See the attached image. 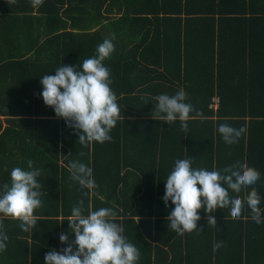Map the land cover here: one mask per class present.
Instances as JSON below:
<instances>
[{"label": "trees", "instance_id": "1", "mask_svg": "<svg viewBox=\"0 0 264 264\" xmlns=\"http://www.w3.org/2000/svg\"><path fill=\"white\" fill-rule=\"evenodd\" d=\"M106 38L115 45L104 63L123 119L110 141L82 144L44 104L39 81L95 55ZM180 89L193 105L187 128L153 118V97ZM225 122L244 125L235 139L218 132ZM178 158L207 169L245 159L261 176L239 194L256 188L264 207V0H0V187L29 160L42 185L36 226L24 231L0 216L9 237L0 264H44L65 246L59 235L70 232L79 201L85 215L114 211L110 219L139 249L137 264H264V223L247 205L239 217L217 205L218 228L203 209L199 231L167 226L173 205L161 196ZM72 162L85 165L80 179ZM88 179L94 188L81 183Z\"/></svg>", "mask_w": 264, "mask_h": 264}, {"label": "clouds", "instance_id": "2", "mask_svg": "<svg viewBox=\"0 0 264 264\" xmlns=\"http://www.w3.org/2000/svg\"><path fill=\"white\" fill-rule=\"evenodd\" d=\"M43 0H31L32 6ZM115 50L112 39L106 38L96 48V53L80 61L77 65L61 64L54 74L40 77V96L55 115L63 118L66 124L78 134L80 143L110 141L111 130L117 121L123 119L117 97L111 88V75L104 61ZM187 93L180 89L174 94L160 93L153 97V118H161L167 124L180 121L181 128H187L186 121L193 111V105L186 100ZM244 125L230 122L218 125V132L226 140L235 139ZM73 178L80 179L78 173L85 171V165L72 162ZM90 173V169L88 170ZM261 173L249 166L245 159L236 158L219 167L207 169L194 167L190 158H178L166 180L161 200L171 209L167 214L168 227L178 235L199 231L200 209L206 212V220L216 223L213 209L217 205H229L234 217H239L245 205L250 209L256 223H264L262 197L251 188L242 197L239 190L256 184ZM39 168L14 167L10 172V183L0 187V216L12 217L20 221V228L29 231L37 225L35 209L42 205V185ZM90 189L95 181L81 180ZM235 189L236 191H231ZM115 213L111 208L101 207L84 214L83 201L71 209L70 232L61 233L59 240L65 246L61 250L52 248L44 256V264H137L139 249L123 235V227L110 219ZM74 235V239H70ZM8 235L0 229V252L7 247ZM221 238L213 242L220 244Z\"/></svg>", "mask_w": 264, "mask_h": 264}, {"label": "built area", "instance_id": "3", "mask_svg": "<svg viewBox=\"0 0 264 264\" xmlns=\"http://www.w3.org/2000/svg\"><path fill=\"white\" fill-rule=\"evenodd\" d=\"M214 100H215L216 102H218V101H219V99H218V98H214ZM212 106L216 108V107H217V104H212Z\"/></svg>", "mask_w": 264, "mask_h": 264}]
</instances>
